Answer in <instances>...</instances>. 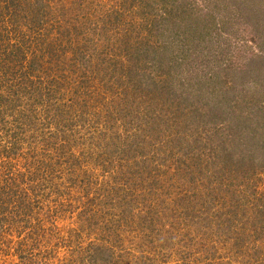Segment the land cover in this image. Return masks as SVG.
Segmentation results:
<instances>
[{
    "label": "rangeland",
    "instance_id": "1",
    "mask_svg": "<svg viewBox=\"0 0 264 264\" xmlns=\"http://www.w3.org/2000/svg\"><path fill=\"white\" fill-rule=\"evenodd\" d=\"M31 2L9 29L55 97L35 145L0 71V187L55 168L67 200L20 176L39 233L0 226V264H105L101 237L117 264H264V0Z\"/></svg>",
    "mask_w": 264,
    "mask_h": 264
},
{
    "label": "trees",
    "instance_id": "2",
    "mask_svg": "<svg viewBox=\"0 0 264 264\" xmlns=\"http://www.w3.org/2000/svg\"><path fill=\"white\" fill-rule=\"evenodd\" d=\"M29 2V3H28ZM30 4L33 5L34 3L31 2V0H0V71L3 73L2 75L6 76V73L12 72L13 73V79L14 82L11 84V87L9 88L8 92L11 93V99L14 96H18V99L25 97V99H28V102L31 103V98L37 100L35 103H38L39 97L40 96L42 99L40 103H43V109H47V102L45 103L46 100L43 98L48 97V102L51 101L55 96H52L53 89L43 86L41 82H38L39 79H37V83L33 81V79L30 78L31 73L35 70L34 68V63L30 62L28 59V54L26 49L28 48L25 46L26 44V39L25 36L23 35V32H18V30L9 29V22L12 21V19L16 16H21L26 19H29L30 22H35L38 23L40 19L37 18L36 12L32 11V15H29V13H25L26 10L23 9L24 5L23 4ZM170 16L172 15V12L169 13ZM7 20V21H6ZM17 20V19H16ZM16 33H15V32ZM22 31V30H21ZM25 60V61H24ZM3 76V77H4ZM15 76V77H14ZM38 77V76H37ZM47 84V83H46ZM40 86L43 88H40ZM37 93V96H36ZM44 101V102H43ZM33 102V101H32ZM32 105L27 108V112L22 109V111H19V116L24 117L25 119L30 121L29 127H31V133L30 137L32 135L34 136V141L35 145H37L39 142L43 141V136L45 133L43 126V123H38L40 118L37 117L36 115V107L31 103ZM18 105V104H16ZM48 105V104H47ZM16 118L17 123L19 127L22 128V121L23 118ZM46 120L45 118H43ZM27 124V122L25 121ZM26 130V129H25ZM50 135V134H49ZM38 138V139H37ZM39 140V141H38ZM43 143V142H42ZM36 148H34L35 150ZM33 150V152H34ZM52 153L49 152L48 154ZM37 154L42 155V152L39 153H32L34 157H38ZM50 156V155H47ZM33 157V158H34ZM71 159L70 157L68 160ZM47 164L51 167H56V163L53 161H48ZM65 166H69L70 172L74 173L76 170V165L74 163H71L67 161L64 163ZM54 171H56L55 168H52ZM53 170L50 171V175H39L36 173V170L33 169L29 174H26L25 172H20L19 170L17 172L12 171L11 173L8 174H2L3 176V182L2 186L0 187V224L1 229L5 228L4 231H11L12 227L17 223H20V233H25V235H34L35 233L38 234L39 231L36 226H34L33 222L30 221V217L33 214V210L35 207H38L34 204H31L27 202V197L30 194L28 189H22L20 181H23L25 179V176L28 175L30 176L31 179H33L32 183H29L32 185V189H34L33 185H35V188H39V190L42 191V189L45 190L44 192V197H48L51 195H56L55 202H60L59 205L54 204L56 207L57 205V211H61V213L64 211L63 206L64 202L67 200H64L63 198L65 191H59V189L55 190H50L48 193V185L50 181H57L58 177L52 175ZM45 171V170H44ZM47 172V171H45ZM21 176V178H20ZM27 177V178H28ZM20 178V181L18 182ZM35 182V184H34ZM26 187V186H25ZM31 187V186H30ZM53 188V187H52ZM55 188V187H54ZM151 189L148 191L147 195L152 194ZM153 195V194H152ZM89 196V195H86ZM78 197L77 195L69 201H72V199L77 200ZM91 200V199H90ZM96 200V199H94ZM92 199V201H94ZM62 202V203H61ZM97 202V201H94ZM38 205L41 206V203ZM87 205V204H85ZM34 208V209H33ZM135 218V217H134ZM126 222V221H125ZM135 219H132L131 225L134 226ZM154 224V220L148 219V223H145L143 225V228L146 226H152ZM127 227L124 229L127 232H131L130 230H136V228H128L129 222H126ZM125 225H123L124 227ZM142 226V225H141ZM122 227V226H121ZM150 228V227H148ZM159 232V231H157ZM145 234V233H144ZM145 236V235H144ZM111 238V237H110ZM137 238V237H135ZM143 238V237H142ZM99 242L97 243L96 247H98L99 253L104 251H109V258L107 259V263L105 264H117V260L119 258H122V254H118L115 251V247H111L109 244V241H107L105 238L101 237L98 238ZM134 243L137 242L136 240L133 241ZM109 249V250H108ZM97 249H93L92 251V262H96V258H94L96 254ZM114 259V260H113Z\"/></svg>",
    "mask_w": 264,
    "mask_h": 264
}]
</instances>
